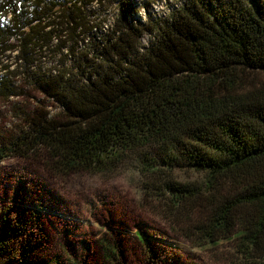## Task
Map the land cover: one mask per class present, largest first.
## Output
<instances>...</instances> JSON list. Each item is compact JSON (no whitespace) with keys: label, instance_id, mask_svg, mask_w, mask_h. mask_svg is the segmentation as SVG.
Listing matches in <instances>:
<instances>
[{"label":"trees","instance_id":"obj_1","mask_svg":"<svg viewBox=\"0 0 264 264\" xmlns=\"http://www.w3.org/2000/svg\"><path fill=\"white\" fill-rule=\"evenodd\" d=\"M101 1L0 0V19L9 17L0 53L16 51L30 81L62 108L61 118H32L0 159L44 149L53 171L70 174L113 171L133 157L147 187L166 195L169 221L198 211L184 238L199 247L234 241L246 262L264 264V78L255 74L264 72V0H186L147 20L125 0L103 38L79 48L102 27L87 14ZM46 54L58 57L53 70ZM21 89L0 78V96ZM180 167L205 180L176 179ZM14 202L0 210V264H33L45 238L41 205ZM139 234L147 264H179ZM106 256L123 253L109 243Z\"/></svg>","mask_w":264,"mask_h":264},{"label":"rangeland","instance_id":"obj_2","mask_svg":"<svg viewBox=\"0 0 264 264\" xmlns=\"http://www.w3.org/2000/svg\"><path fill=\"white\" fill-rule=\"evenodd\" d=\"M123 1L103 0L87 7L89 19L102 27L93 29V34L80 41L79 48L90 47L103 38ZM127 1L137 9L135 19L147 20L164 17L186 0ZM8 19L2 17L0 21L7 24ZM152 39L148 33L139 42L146 46ZM16 54L0 53V78L8 77L22 88V95L0 96V148L28 131L32 118L41 112L54 118L62 116L61 106L30 81L18 65ZM57 58L46 54L41 58L44 68L57 67ZM255 74L264 78V72ZM17 153L0 159V210L8 205L14 207V201L22 209L41 205L45 238L33 253V264H52L51 258L56 255L59 264H147L140 230L148 234L149 244L159 245L158 257L162 259L169 257L179 264H250L237 254L234 241L199 247L195 241L184 238L180 231L199 218L198 211L183 220L169 221L164 211L168 210L166 195L148 188V179L133 157L113 171L64 174L53 171L44 149ZM173 175L195 185L205 180L203 172L186 167L176 168ZM109 243L122 250L123 256L116 261L106 256Z\"/></svg>","mask_w":264,"mask_h":264}]
</instances>
